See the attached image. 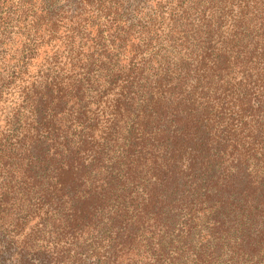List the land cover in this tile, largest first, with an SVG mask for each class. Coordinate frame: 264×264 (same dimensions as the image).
<instances>
[{"label": "rangeland", "instance_id": "rangeland-1", "mask_svg": "<svg viewBox=\"0 0 264 264\" xmlns=\"http://www.w3.org/2000/svg\"><path fill=\"white\" fill-rule=\"evenodd\" d=\"M24 1H11L5 5L8 17L3 16L5 8L0 15V188L10 185L15 191L8 193L9 200L2 194L0 200L7 203L1 206L4 220L20 227L15 240L30 236L39 244L56 242L71 248L84 264H204L199 246L205 231L192 228L187 237L184 217L172 228V206L162 197L159 206L165 207L162 217L167 221H155L153 215L142 224L139 219L146 218L137 217L136 205L145 208L147 197L127 174L119 176L120 186L131 192L125 204L119 194L106 195L104 189L111 202L105 197L99 201L102 197L94 195L91 186L109 179L105 166L122 155L123 139H130L142 121L149 122L150 110L162 95L186 97L194 105V116L232 126L242 153L256 147L263 154L258 145L264 144V0H94L81 16L80 0ZM86 64L94 65L91 82L100 85L102 94L86 90L80 103L71 100L58 113V126H69L70 133L86 132L87 142L97 141L93 149H102L105 165L93 161L90 147L80 150L87 166L103 167L101 177H66L68 189L60 195L59 178L47 175L59 166L58 156L47 154L46 177H38L46 165L29 171L24 154L29 157L25 149L45 137L41 133L33 139L38 127L32 118L46 85L69 84ZM101 64L105 70L98 68ZM113 75L120 76L109 85L105 79ZM130 88L134 96L126 95ZM117 102H132L134 108L117 112ZM139 105H147L149 112L140 111ZM79 113L82 120L77 119ZM184 123L181 118L174 126L182 128ZM256 131L261 134L253 146L248 134ZM104 137L108 141L100 143ZM20 140L21 152L13 144ZM162 145L160 141L155 146ZM35 177L41 183L30 190L28 183ZM30 192L32 202L45 197L38 210L21 198ZM146 211L153 209L148 206ZM257 246L261 248L254 251L264 256V243ZM229 258L224 254L223 260ZM3 264L15 262L4 258Z\"/></svg>", "mask_w": 264, "mask_h": 264}, {"label": "trees", "instance_id": "trees-1", "mask_svg": "<svg viewBox=\"0 0 264 264\" xmlns=\"http://www.w3.org/2000/svg\"><path fill=\"white\" fill-rule=\"evenodd\" d=\"M11 1L17 2V5L26 4L24 0H0V15L4 8L3 16L7 15V7ZM46 1L41 0V2ZM93 2L94 0H80L77 7L80 12L78 16H81L82 12L87 13V4L90 6ZM6 4L8 6H5ZM42 11L44 12V8ZM38 19H36L37 23H39ZM93 68L94 65L86 64L82 68V73L67 85H62L63 81L46 85V92L36 105L35 118H32L38 127L33 139H38L41 133L45 137L41 141L36 140L25 149L29 154V157L24 154L26 164L30 166L29 171L37 164L46 165L38 176L46 177L44 172L47 171L48 164L44 160L47 154L51 155L50 158L58 156L59 166L51 168L47 175L52 173L59 178L60 195H64L65 190L68 189L64 181L66 177L82 179L87 178V174L88 178L101 177L100 172L103 170V167L91 168L90 163L87 166L80 155V150L87 152V147H90L93 161L94 159L102 161V149L100 151L93 149L97 141L87 142V133L83 131L71 130L74 133H70L69 126L59 129L57 118L58 113L65 109L71 100H74L75 104L80 103L86 90L102 94L100 85L91 82ZM98 68L106 69L104 64L99 65ZM119 76L113 75L105 81L113 85ZM132 89L134 88L128 89L126 95L134 96V93H131ZM97 97L100 98V95ZM52 104L53 106L50 107ZM128 104L117 102L116 111L126 112L130 105L134 108L132 102ZM193 106L186 97L173 94L169 97L162 95L157 98L153 110L147 105H139V110L143 113L150 110L149 122L142 121L137 132L130 139H123L124 152L105 166V174L109 179L103 181L102 185L93 183L92 193L102 197L99 201L105 197V194H119L123 204L127 203L131 192L126 187L120 186L119 179V176L124 177L127 174L130 181L142 187L141 192L147 197L145 208L136 205L137 217L146 218L144 221L139 219V223H145L153 215L155 221L166 220L162 217L164 212L162 209L165 207L159 206V203L163 202L159 197H162L172 206L170 209L176 220L168 222L172 228H175L184 217L187 237L192 236V228L205 231L203 235L205 241L199 246L200 250H203L200 261L204 264H228V261H231V264H235L236 261L240 264L246 261L250 264H264V256L254 251L258 244L263 246L264 243V152L261 154L259 150H255L256 147H253L256 145L254 143L256 137L261 133L256 131L248 134V138L251 137L253 141V148L247 152L255 160L251 161L246 153H242L244 147L239 148L240 143L236 139L238 135L232 126L223 125L219 119L210 120L206 115L194 116ZM48 108L51 109L46 116L45 110ZM191 116L194 118L192 119ZM82 117H84L83 113H79L77 119L82 120ZM180 117L187 121L182 128L174 126L181 121ZM171 125L173 126L170 127ZM23 140L13 143L19 152L22 151L21 145L24 143L20 142ZM104 141H108V138L104 137L100 143ZM160 141L163 144L162 148L157 149L156 142ZM16 143H20L19 147ZM228 147L231 149L228 150ZM258 147L264 149V144L260 143ZM12 151L15 149L12 148ZM160 151L163 152L162 155H159ZM45 152L46 154L41 156ZM147 175L152 177H144ZM36 183L41 181L35 177L28 183L30 190ZM102 189L106 191L105 194ZM14 192V187L10 185L0 188V195L2 194L6 200H9L8 193ZM41 192L42 190H39L38 194ZM152 196L155 201L151 199ZM33 197L34 194L31 192L21 194V198H25L26 203L37 205L38 210L41 208V203L44 204L45 197L39 195L38 202H32ZM109 202L111 200L107 198V203ZM6 204L5 201L0 200V264H3L4 258L13 260L15 264H29L30 259L36 260L38 264L85 263L81 256L71 254V248L60 246L56 242L39 244L30 236L19 242L16 241L20 227L4 220L5 209H1V206ZM148 206L152 207L153 212L146 211ZM9 228L12 229L9 231ZM76 250L81 249L76 247ZM227 253L230 258L223 260L224 254Z\"/></svg>", "mask_w": 264, "mask_h": 264}]
</instances>
